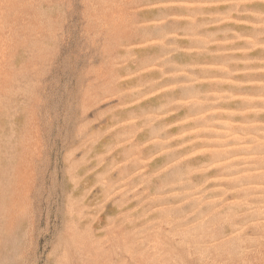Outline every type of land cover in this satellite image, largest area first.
Returning <instances> with one entry per match:
<instances>
[{
    "label": "rangeland",
    "instance_id": "1",
    "mask_svg": "<svg viewBox=\"0 0 264 264\" xmlns=\"http://www.w3.org/2000/svg\"><path fill=\"white\" fill-rule=\"evenodd\" d=\"M0 264H264V0H0Z\"/></svg>",
    "mask_w": 264,
    "mask_h": 264
}]
</instances>
